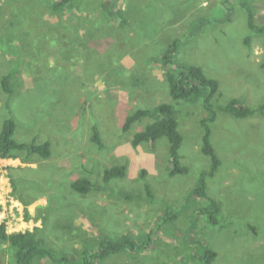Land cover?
I'll return each instance as SVG.
<instances>
[{
  "label": "rangeland",
  "instance_id": "obj_1",
  "mask_svg": "<svg viewBox=\"0 0 264 264\" xmlns=\"http://www.w3.org/2000/svg\"><path fill=\"white\" fill-rule=\"evenodd\" d=\"M103 1L75 0L54 13L51 0H0V129L13 117L17 140L48 141L53 149L48 159L28 151L0 158V224L10 233L35 231L46 246L78 255L105 237H143L173 208L153 243L99 264H204V245L216 253L211 264H264V112L243 119L219 112L212 140L222 165L208 190L221 204L220 223L196 222L207 201L190 193L211 164L202 152L204 114L198 102L171 98L160 62L173 40H190L178 57L219 80L216 104L237 97L258 107L264 34L248 18L251 8L253 23L264 26V0H113L123 14L118 21ZM14 69L9 95L1 81ZM160 103L176 106L188 174H169L167 138L153 150L133 146V135L152 119L124 131L129 114ZM116 165L127 166L126 177L106 183L104 170ZM78 178L94 188L75 192ZM15 258V249L0 243V264Z\"/></svg>",
  "mask_w": 264,
  "mask_h": 264
},
{
  "label": "trees",
  "instance_id": "obj_2",
  "mask_svg": "<svg viewBox=\"0 0 264 264\" xmlns=\"http://www.w3.org/2000/svg\"><path fill=\"white\" fill-rule=\"evenodd\" d=\"M75 0H51V8L54 13H60L67 9H71ZM228 1L224 0L223 2ZM102 8L113 21H118L123 14L116 8L113 0H105L102 2ZM253 11L249 8V27L257 32L264 34V26L259 27L253 23ZM204 18V17H202ZM198 18L202 24L204 20ZM122 22V21H121ZM207 22V19H206ZM193 22L190 23V25ZM189 25V27H190ZM192 35V31H191ZM190 40L175 39L166 49L160 59L162 65L166 68L168 80V89L171 98L175 101L198 102L204 116L200 119L202 135V152L211 160L210 168L201 172L197 185L191 191V195L197 200H206L207 205L199 208L196 212L194 221H199L202 217L213 225H219L222 213L221 204L217 199L210 195L208 190V179L214 177L222 165L214 144H213V124L219 116V112L227 113L235 118L243 119L255 114L264 112V102L258 107L248 105L243 99L233 97L227 103L216 104L215 100L220 92V82L218 79L209 76L202 65L192 62L183 63L179 59V51L183 50ZM247 41H249L247 39ZM182 52V51H181ZM19 67V65L14 66ZM13 67V68H14ZM16 69L11 70L3 76L1 84L3 89L11 95L14 92ZM148 121L145 128L133 135L132 144L137 147L139 145H148L153 150L156 144L162 138L169 141L168 162L169 174L176 176L178 174H188L189 167L184 165L181 154V148L184 136L180 130V121L177 117L176 106L172 103H160L150 109L139 108L125 119L124 131L129 132L133 125L145 119ZM17 121L13 117L5 118L0 129V158L10 159L18 157L17 153L28 151L38 154L44 158H51L53 149L50 142L38 143L36 140L32 142L19 141L15 138L17 130ZM92 139L99 147L103 146L102 138L97 126H93ZM30 154L28 153V156ZM147 174L144 170L142 175ZM127 175L126 165H116L104 170L103 180L107 183L114 178H124ZM72 189L82 195L88 194L94 184L87 178H78L72 185ZM150 193V188L146 186ZM151 194V193H150ZM173 208L165 210L163 217L157 220L156 224L150 228V231L143 237H131L125 235L114 239L105 237L96 245L85 246L80 249L78 255L63 253L51 247L46 246L40 238L37 237L35 231H17L8 232L6 224H0V243H8L11 249H15V259L17 264H35L39 260L45 259L48 264H99L103 259L114 254L128 251H138L152 242L154 236L157 235L158 229L171 219ZM26 215L29 213L26 209ZM162 219V220H161ZM160 221H163L160 222ZM197 241H199L196 238ZM153 243V242H152ZM205 247L204 254L200 256L204 264H211L215 259L216 253L212 249ZM193 256L192 258H196Z\"/></svg>",
  "mask_w": 264,
  "mask_h": 264
}]
</instances>
